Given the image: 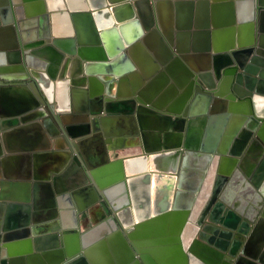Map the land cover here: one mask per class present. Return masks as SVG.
Here are the masks:
<instances>
[{
    "label": "water",
    "instance_id": "water-1",
    "mask_svg": "<svg viewBox=\"0 0 264 264\" xmlns=\"http://www.w3.org/2000/svg\"><path fill=\"white\" fill-rule=\"evenodd\" d=\"M162 3L176 7L175 28L171 19L167 40L160 37L150 0H0V35L16 33L13 45L6 35L5 46L0 44V135L19 136L27 123L43 119L51 137L64 141L68 171L78 167L73 188H52L47 205L40 207L39 166H34V183L30 174L11 187L5 180L9 175L2 173L8 167L2 161L9 158L0 143V264H264V255L251 251L264 245V167L253 180L258 191L246 196L255 207L245 209L243 197L236 204L247 219L241 228L244 239L222 245L215 237L205 238L196 224L208 228V216L232 193L228 185L239 176L233 172L240 171L239 160L232 157H239L248 141L258 147L259 140L264 142V0ZM27 25L33 31L21 38L19 27ZM155 37L161 41L154 49L157 62L150 60L147 75L139 76L130 59L142 46L152 48ZM177 72L182 78L171 77ZM23 87H30L32 96L23 94ZM55 89L73 93L70 98L65 92L62 101L57 97L54 105ZM124 103L125 109L116 112L126 115L116 120L134 121L136 112L149 109L158 117L172 113L178 126L190 119L194 140L178 143L175 151L130 156L125 135L133 134L98 132L104 113ZM165 107L168 113L161 115ZM72 113L79 125L60 127V116ZM217 123L227 127L221 145L214 150L204 143L201 149L203 130L213 134ZM20 146L26 149L24 141ZM183 154L205 162L203 173L195 166L198 182L205 183L185 190L173 170V190L162 197L149 185L140 201L134 183L161 178L170 172L160 166L162 161L170 156L181 160ZM14 188L26 195L16 197L21 204L7 192ZM257 218L251 232L248 219L253 224Z\"/></svg>",
    "mask_w": 264,
    "mask_h": 264
},
{
    "label": "crops",
    "instance_id": "crops-1",
    "mask_svg": "<svg viewBox=\"0 0 264 264\" xmlns=\"http://www.w3.org/2000/svg\"><path fill=\"white\" fill-rule=\"evenodd\" d=\"M150 1L153 3V8H152L153 18L157 25V29H159L160 37L163 36L165 40H167L164 34L165 32L170 33L169 27L171 24V19L173 21V27L175 28L174 19H176V7L170 6L169 4L166 5L162 3L163 1H166V0L158 1L159 4H157V0H150ZM217 2L221 3L223 2V0H217ZM57 29H58L57 32H62V28H60V26H58ZM19 31H20L21 38H24V37L29 38L30 33L33 31V29L27 25L26 27L23 28V30L20 29L19 27ZM15 34L16 33H14L13 31V33L12 32L7 33V35L6 34L0 35L1 46H5L4 44L7 40H8L7 42L9 43V45H13L14 38H16ZM5 35L6 37H8L7 40L5 39L6 38ZM157 38L158 37H155L151 41L152 48L149 49L146 46H142L143 48H139L137 49V52H135L134 59L133 58H132L133 60L130 59V61L133 64L136 63L135 64L136 74H138L139 76L147 75V73L151 69V67H148V65H151L150 60H153V59L155 61L157 60L156 55L154 53L155 52L154 49L159 48V46L161 45V41H159V39ZM173 38L176 44L177 43L176 33H174ZM23 41H25V39H23ZM192 42H193V38L191 39V46L188 43V47H192ZM134 74L135 72L129 73V74H126L124 77L132 78L134 77ZM175 74L176 75L174 76L171 75V77L174 79H177L178 77L182 78V75H181L182 73L179 74V72H177ZM100 77L104 79H108L109 76L106 74H103ZM125 85L127 87H130V85L128 86V84L126 83L124 84V86ZM113 86L114 87H113L112 93L115 91V86H116L115 83L113 84ZM21 90L23 94L28 95L29 97L30 95L32 96L33 94V90L30 87H27V88L23 87L21 88ZM54 92H55L54 105H57L58 104V102H56L57 97H59L60 101H62V96H65V92H67L68 96H70L71 98V93H73V90L66 91V89H64L62 91H57L55 89ZM67 98H68V103H70L71 99L69 100V97ZM122 99L124 98H121V99L118 98L117 101L122 100ZM72 102H73V99H72ZM70 105L73 107L71 103ZM169 106L170 105H167L168 108ZM167 107L163 108V110L160 112L161 115L163 113H168V111H166ZM119 108L124 110L125 103L120 105L119 107L112 105L110 109L108 108L110 112L108 113V115L104 113L105 123H102L103 130L100 127V130L98 132L100 131L103 132L104 130H106L109 133L112 132V134H116L121 131L123 134L129 133V132L133 134L132 136H130L129 134L125 135L126 136L125 139L128 140L126 147L127 149H129V151H131L130 156L142 157L143 155H146V154L149 155L150 152H152L153 155H155V154L162 153V152L175 151L176 150L175 147L176 145H178V143L179 144L182 143V145H186L185 143L186 139L188 143L190 142L191 138L192 140H194L193 136H191L190 134L191 133L190 132L191 131L190 119H188V122H186V126H187L186 128V126L184 127L178 126L176 117L172 113H170L169 115L170 117H165V116L158 117L155 113L150 112V109H149V112L147 113H144L145 111H142V114L136 112V114L134 115V121L126 120L125 116L124 118H122V121H119V120H116V118H114L116 115H126L122 112L121 113L116 112ZM42 109L44 110V107ZM54 115L57 116L56 112H54ZM68 116L69 115H66V114L60 116L61 117V120L59 122L60 127L64 128L65 125H68L72 128V125H74L75 127L79 125L78 120L73 117V113L71 114V117L70 116L68 117ZM62 119H63V122H62ZM215 128L216 129L211 130L213 134H207L206 133V131H208L207 129L203 130L204 131L202 132L203 135L200 138V148L201 149L204 143H208L209 147L213 148L214 150H217L218 147L221 145L224 134L227 131V127L226 125H223V123H217ZM91 136H93V132ZM237 139L241 140L242 137H237ZM68 140L70 141L71 139L69 138ZM22 141L25 142V147H26L25 150H23L22 147L20 146V143ZM259 141L261 142L259 145L260 147H258V145L255 144L253 140L248 141V144L246 146H243L244 149L240 153V156L232 157L233 159L237 158L240 162L238 165L240 166V169L236 168V169H239L240 171L238 173H236L238 170H235L233 172V175H239V176L234 177L233 185H228L232 193L229 194V196L226 199H221L222 201H220V204L218 205V209L213 210L212 213L208 216V219H209V221L207 220V223H209L208 228L196 222L197 226L200 227L202 235L205 238L215 237L217 238V240H219V242H221L222 245L224 243H227V245L229 244L230 246H232V243L238 242V239H237L238 237L244 239V234L242 233L241 228L244 226L245 222L247 223V219L245 221V218L241 217V213L239 212L238 209H236L237 208L236 204H237L238 199L243 197L244 199H246L245 209L250 210V208L255 207L253 202L250 201L249 198L247 199L246 196H248L249 192L251 191H256V192L258 191V188L256 187V185H253V180L255 176L257 175L258 170L264 167V142H262V140H259ZM70 142H74V144L77 145L75 150L79 149V151H81V148L80 146H78L76 140L74 141L71 140ZM0 143L5 153L4 156L9 158V159L2 161V163H6L8 165L6 169L4 166V170L2 171V173L3 175H9L10 178L9 179L6 178L5 180L6 181L9 180L7 182H9L10 184H13L11 187H16L15 186L17 184L16 182H26V180L30 178V174L32 176L34 175L35 173L34 166L36 164L39 166L38 167L39 177H40L39 183H42V185H41V189L39 187V194L37 197L42 196L41 197L42 200L38 199L37 205L40 207H45L47 205L46 203V201L48 200L47 191L51 190L52 188L53 190L57 192L58 191L62 192L67 189L70 190L73 188L74 182L77 181L78 179L77 165H74L76 167L72 166L73 169L72 170L70 169L68 171L71 161L65 162L67 159V156L65 155L66 148H65V145L63 144L64 141H62V139L57 140L51 137L48 131V127L46 126V122L43 121V119L40 120L38 123H31V122L27 123L25 131L23 132V134L19 136L12 135V134L3 136L1 133ZM181 160L180 159L173 160L171 156L166 157V160H163L160 166L163 167V169L165 168L166 170L170 172L162 174L161 178L153 177L151 179L152 183H148V180H147L146 185H142L141 182L140 183L135 182L133 187H134L137 198L140 199L141 201V199L143 198L142 195L144 192L146 194V191L148 190L149 185L150 186L152 185V188L155 187L156 191H160V193H162V197L166 191L173 190L172 189L173 179H171L172 176L175 175L174 173H172L173 170H178V173L176 174L183 178L185 190L193 188V187H197L199 183L201 187V183H205V181L204 179L202 181L200 179V181L198 182L196 175L198 174L199 169L202 170V173L204 172L205 162L192 157L191 154L189 155L183 154L181 157ZM6 164H3V165H6ZM198 165H199V169H196L195 166H198ZM29 166H31V171L28 170ZM218 169H221L220 171L224 170V168H221V163L218 165ZM50 171H54V173L50 175L49 173ZM23 175H28L29 177L28 178L20 177ZM217 176H218V173H217ZM35 177L33 176L32 180L29 182L34 183ZM19 178H22L23 180L19 181L18 180ZM212 183L213 181H211V184ZM126 184L128 185L129 183L126 182ZM68 185H71V186H68ZM261 185H262L261 187L264 188V178L262 180ZM129 188L130 186H128V189ZM14 190H16V194L11 193ZM14 190L11 191L9 189V191L7 192L12 197H15L13 200H15L17 204H21L16 199V197H18V195H21V194L17 193L18 191L16 188H14ZM41 192H42V195H41ZM227 194L225 196H227ZM25 196L21 195V198H24ZM59 196L60 195L58 194L57 197ZM64 211H66V209H64ZM59 216L61 218V215ZM42 218L44 221L46 220V213L42 214ZM258 219L259 218H257L255 223L253 224H250V219H248L249 226L251 228L252 227L254 228V225L258 221H260ZM253 228L251 232L253 231ZM40 231H43V229H41ZM216 231L218 232L216 233ZM228 233H229V236H228ZM39 234L42 237L47 236V234H44L43 232ZM262 234L264 238V231ZM256 243H260V242H256ZM260 248L258 245H256V249L251 250L252 255L255 254L259 257H262V255H264V248L263 249H260ZM28 264H31L30 261Z\"/></svg>",
    "mask_w": 264,
    "mask_h": 264
},
{
    "label": "bare ground",
    "instance_id": "bare-ground-1",
    "mask_svg": "<svg viewBox=\"0 0 264 264\" xmlns=\"http://www.w3.org/2000/svg\"><path fill=\"white\" fill-rule=\"evenodd\" d=\"M110 10V9H109ZM113 11V10H112ZM110 13V12H109ZM111 15H112V13H110ZM112 19L114 20V18H113V16H112ZM110 46H112V45H110ZM113 84L111 85V87L109 88L111 91L113 90Z\"/></svg>",
    "mask_w": 264,
    "mask_h": 264
}]
</instances>
